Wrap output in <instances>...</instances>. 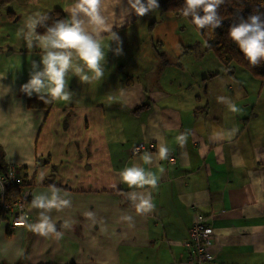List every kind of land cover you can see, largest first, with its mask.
Masks as SVG:
<instances>
[{
	"label": "crops",
	"instance_id": "1",
	"mask_svg": "<svg viewBox=\"0 0 264 264\" xmlns=\"http://www.w3.org/2000/svg\"><path fill=\"white\" fill-rule=\"evenodd\" d=\"M74 2L12 0L0 9V147L3 161L21 167L31 186L27 223L11 227L0 217V264H184L196 213L213 229L214 264H264V109L257 100L264 81L241 67L220 63L213 71L207 63L178 62L171 53L192 49L165 48L157 31L162 12L136 16L127 14L131 0H107L118 40L102 34L103 78L81 82L69 71L70 102L30 108L36 94H25L22 85L42 51L19 30L35 13L61 11L67 19ZM236 72L246 83L226 89L215 81ZM140 142L153 149L134 153ZM160 145L174 163L158 158ZM133 165L156 175L157 187L123 183L120 173ZM53 186L71 201L47 213L61 239L27 226L43 211L32 207L33 198L50 195ZM131 193H150L154 207L137 212Z\"/></svg>",
	"mask_w": 264,
	"mask_h": 264
},
{
	"label": "clouds",
	"instance_id": "2",
	"mask_svg": "<svg viewBox=\"0 0 264 264\" xmlns=\"http://www.w3.org/2000/svg\"><path fill=\"white\" fill-rule=\"evenodd\" d=\"M120 2L121 0H116L117 4ZM224 2L225 0H184L182 15L190 17L197 29L210 28L214 31L221 26L218 10ZM106 3L107 0H75L68 10L67 19L56 20L51 25L46 23L49 18L47 14L35 13L26 18L24 26L19 30L20 35L29 46H38L42 55L39 65L33 62L30 79L22 85L25 94L30 96L35 93L41 100L51 97L53 100L70 102L73 93L68 90L66 77L69 71L79 77L81 82L103 78L106 51L102 34L110 33L112 40H118L117 34L112 31L114 23H110L105 15ZM127 4V14L131 11L136 16H144L159 7L157 0H131ZM40 27L45 28L44 33L37 32ZM228 37L250 65L258 66L264 62V14H251L246 19L241 18L238 23L230 26ZM218 99L226 103L231 111L240 110L228 98ZM179 139L184 141L186 137L182 135ZM168 155V147L160 145L158 158L164 160ZM143 160L151 163L152 156L145 153ZM120 178L129 187H157V176L139 165L124 168ZM59 192L60 189L53 186L50 195L41 193L33 198L32 207L43 210L39 212L36 223L27 225L35 233L45 237L54 233L57 239L63 237V233L57 231L53 219L47 215L52 209L70 206L71 201L60 198ZM129 198L134 202L137 212H147L154 207L150 193L139 197L136 193H131ZM22 221L27 223V217H22ZM67 226L66 224L65 227Z\"/></svg>",
	"mask_w": 264,
	"mask_h": 264
},
{
	"label": "trees",
	"instance_id": "3",
	"mask_svg": "<svg viewBox=\"0 0 264 264\" xmlns=\"http://www.w3.org/2000/svg\"><path fill=\"white\" fill-rule=\"evenodd\" d=\"M11 1L12 0H0V9L6 7ZM157 3L159 7L156 10H159L160 12H172L176 15L183 16L182 7L184 0H157ZM218 11L222 22L221 26L216 28L214 31L210 28L197 29L194 23H192L191 18H186L202 37L205 49L211 50L217 60L223 64L226 69L230 70L234 66L241 67L252 77L260 81H264V62L258 66L250 65L236 44L228 37V30L230 26L238 23L241 18L246 19L251 14H264V0H225L224 4L220 6ZM47 16L49 17L46 22L48 25H51L56 20L65 19V16L61 11H52L47 13ZM155 24L156 21H153L150 26L152 27ZM37 32L44 33L45 28L40 27L37 29ZM53 102L54 100L51 99V97L41 100L37 97V95H34L29 97L27 104L30 108H43L49 110L52 107ZM65 124L66 122L64 121V125ZM44 163H49V159H46ZM6 168L7 164L3 161V151L0 147V171L4 172ZM19 169L21 171V167H19ZM55 172V167H52V175H50V177H52ZM21 180L22 184L19 185H14L12 183L8 184L7 198L9 200L16 199L21 194L25 186L29 185L26 179V173H24L23 176L21 174ZM44 183L47 185L52 184L50 179H45ZM21 185L23 187H21Z\"/></svg>",
	"mask_w": 264,
	"mask_h": 264
},
{
	"label": "built area",
	"instance_id": "4",
	"mask_svg": "<svg viewBox=\"0 0 264 264\" xmlns=\"http://www.w3.org/2000/svg\"><path fill=\"white\" fill-rule=\"evenodd\" d=\"M146 148L153 149V146L146 147L142 142L133 146V152L139 153ZM168 161L174 163L175 156L168 155ZM22 184L21 171L15 164H8L4 172L0 171V217L5 218L11 227L24 225L22 217L28 218L27 200L31 194V186L27 185L21 194L14 200L7 198L8 184ZM21 187H23L21 185ZM213 239V229L208 224V217L199 213L195 214L193 224L189 230V240L185 242L188 249V257L184 264H214L213 257L208 251Z\"/></svg>",
	"mask_w": 264,
	"mask_h": 264
},
{
	"label": "rangeland",
	"instance_id": "5",
	"mask_svg": "<svg viewBox=\"0 0 264 264\" xmlns=\"http://www.w3.org/2000/svg\"><path fill=\"white\" fill-rule=\"evenodd\" d=\"M157 31L162 34L164 46L170 51H174L179 47H182L181 45L184 46L181 49H185L186 47L189 48L188 46L191 47L192 53L190 54L176 53L175 51L171 53L173 57H178V62L184 63L185 59L189 62V67L199 63H207V65L213 71H216V67L218 65H221L217 58L214 56L213 52L211 50L205 49L202 37L190 24L189 20L186 17L176 15L172 12H162L161 19L157 21ZM186 43H188L189 45ZM206 52L209 53L208 56L211 58V60H207ZM226 73L228 74L229 72ZM238 73L243 75V72L239 71ZM238 73H232V76L225 74L222 77H216L215 81H217L218 84L223 83V87H225L226 89L227 87L231 86L237 87L239 85V82L246 83L245 79L242 76H239ZM204 85L205 84H203V87ZM257 100L259 101L260 108L264 109V89L260 93H258Z\"/></svg>",
	"mask_w": 264,
	"mask_h": 264
}]
</instances>
